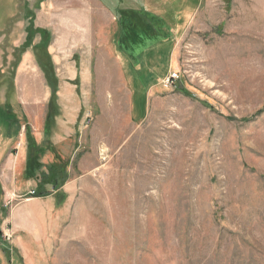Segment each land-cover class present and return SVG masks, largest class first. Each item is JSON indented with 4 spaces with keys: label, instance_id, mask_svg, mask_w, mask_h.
<instances>
[{
    "label": "rangeland",
    "instance_id": "rangeland-1",
    "mask_svg": "<svg viewBox=\"0 0 264 264\" xmlns=\"http://www.w3.org/2000/svg\"><path fill=\"white\" fill-rule=\"evenodd\" d=\"M70 1L0 0V264H264V0Z\"/></svg>",
    "mask_w": 264,
    "mask_h": 264
},
{
    "label": "trees",
    "instance_id": "trees-1",
    "mask_svg": "<svg viewBox=\"0 0 264 264\" xmlns=\"http://www.w3.org/2000/svg\"><path fill=\"white\" fill-rule=\"evenodd\" d=\"M125 28L128 30V35L133 38L135 34L132 33L131 28L129 29L127 26H125ZM39 63L40 65H42L47 84L51 88L52 99H54L56 92L55 84L57 82L54 71L52 70L51 64H49V59L43 61L39 57ZM176 81L177 79H175L173 83H175ZM17 127L18 129H20L19 126ZM24 135L26 141L25 175L27 179L33 178L35 180H38L39 182L36 185V189H34V194L30 197H44L48 194H52L57 201L58 196L62 193V191H59L58 189L61 185L59 179L63 180V177H65L66 163L63 159L59 158L56 162H53L48 165H42V163H40L39 161V153L41 151L36 142L34 141L30 129H27L24 132ZM44 166H46V168L42 169ZM59 204V201L55 203L56 206H58Z\"/></svg>",
    "mask_w": 264,
    "mask_h": 264
},
{
    "label": "crops",
    "instance_id": "crops-1",
    "mask_svg": "<svg viewBox=\"0 0 264 264\" xmlns=\"http://www.w3.org/2000/svg\"><path fill=\"white\" fill-rule=\"evenodd\" d=\"M6 104H7L8 108H9L8 110H10L11 106L9 105V103H6ZM7 112H9V111H7ZM11 117H13V119L11 121H10L11 118L8 119V121L6 120L8 122V124H6V122H3V121L0 123V126H2V130L0 129V131H3L2 135L4 136V138H7V139L12 138L15 135V132H16V135H17L18 131H19V130H17L18 127H17V124L15 123V120H14L15 116H13V114H11ZM12 128L14 129V134H11V132H10ZM25 143H26V141H25ZM50 195H52V194H50Z\"/></svg>",
    "mask_w": 264,
    "mask_h": 264
},
{
    "label": "built area",
    "instance_id": "built-area-1",
    "mask_svg": "<svg viewBox=\"0 0 264 264\" xmlns=\"http://www.w3.org/2000/svg\"><path fill=\"white\" fill-rule=\"evenodd\" d=\"M171 76H172V77H171V78H168L167 81H168V80H171V82L173 83V81L175 80V78H174L173 76H176V74L174 73V74H172ZM28 192H29L31 195H33V194H34V189L29 190Z\"/></svg>",
    "mask_w": 264,
    "mask_h": 264
},
{
    "label": "bare ground",
    "instance_id": "bare-ground-1",
    "mask_svg": "<svg viewBox=\"0 0 264 264\" xmlns=\"http://www.w3.org/2000/svg\"><path fill=\"white\" fill-rule=\"evenodd\" d=\"M71 1H72V0H71ZM71 1H70V2H71ZM74 2H75V1H74ZM78 3H79V1H78ZM72 4H73V2H72ZM64 15H65V14H64Z\"/></svg>",
    "mask_w": 264,
    "mask_h": 264
}]
</instances>
